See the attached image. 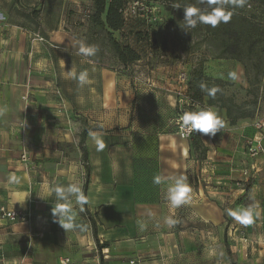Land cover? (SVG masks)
Returning a JSON list of instances; mask_svg holds the SVG:
<instances>
[{
  "label": "crops",
  "instance_id": "0c3cea01",
  "mask_svg": "<svg viewBox=\"0 0 264 264\" xmlns=\"http://www.w3.org/2000/svg\"><path fill=\"white\" fill-rule=\"evenodd\" d=\"M86 2L0 0V208L31 216L28 223H12L0 213L4 264H92L71 253L77 231L56 226L55 196L42 190L45 183H78L83 191L79 141L86 127L101 132L106 147L98 152L87 134L88 203L85 211L73 197L72 211L77 219H94L99 242L109 243L107 260L161 264L163 251L171 260L177 254L192 264H211L212 251L222 252L210 236L227 223L223 205L207 188L197 189L199 161L190 139L175 127L141 126L139 89L131 78L78 54L83 38L76 20ZM73 64L78 72L88 70L92 84L79 88L65 78ZM219 111L224 119L226 110ZM249 168L252 175L260 172L257 162ZM13 174L19 183H9ZM157 175L187 177L192 200L185 229L175 232L165 223L177 211L165 199L170 181L157 185Z\"/></svg>",
  "mask_w": 264,
  "mask_h": 264
},
{
  "label": "rangeland",
  "instance_id": "374dc122",
  "mask_svg": "<svg viewBox=\"0 0 264 264\" xmlns=\"http://www.w3.org/2000/svg\"><path fill=\"white\" fill-rule=\"evenodd\" d=\"M86 1L77 15L79 34L85 44L96 45L99 50L95 56L85 58L116 71L126 79L127 76L131 78L139 89L140 125L149 122L165 128L176 127L177 119L197 106L211 105L226 110L224 128L220 132L214 137L200 133L197 189L207 188V192L218 198L226 214L228 209L256 203L264 209V155L252 158L247 143L256 134L252 122L264 116V4L258 0L250 12L245 11L244 6L237 9L238 14L251 23L245 22V31L239 28L242 49L238 60L227 55L220 57L222 43L217 36L209 34L207 25L185 27L183 8L190 5L199 7L200 0H126L125 26L113 36L123 46L136 50L141 59L125 65L116 56L106 34L96 35L90 28L88 18L92 1ZM174 4L180 8H174ZM252 43L253 47L249 49ZM231 70L238 72L239 79L235 82L227 78ZM200 73L201 83L209 88L218 86L222 91L215 97L204 92V101L192 104L189 84L195 83ZM183 75H186L185 81ZM251 162L258 163L260 172L251 174ZM246 170L249 171L248 176L244 175ZM175 209L173 229L178 232L188 225L187 220V224L182 221L189 212V206L184 204ZM226 219L227 223L210 236L216 239L212 241V247L220 245L222 249L221 253L212 251L211 264H264V212L252 224L240 223L228 214ZM89 222L87 218H75L74 223L85 225L86 229L81 231L74 227L78 243L77 248L71 244V253L75 256L79 253L78 257L88 259L92 264H101L102 259L107 264H117L116 261L139 264L138 257L133 263L127 257L107 260L109 254L104 255L98 249ZM67 234L75 236L74 232ZM162 252L161 264H192L181 260L177 254L171 260V254Z\"/></svg>",
  "mask_w": 264,
  "mask_h": 264
},
{
  "label": "clouds",
  "instance_id": "9594fccd",
  "mask_svg": "<svg viewBox=\"0 0 264 264\" xmlns=\"http://www.w3.org/2000/svg\"><path fill=\"white\" fill-rule=\"evenodd\" d=\"M213 2L214 0H207L208 10L194 5L184 7L183 22L185 27L195 28L198 24L216 27L220 23H228L233 16V11L227 10L222 4L212 7ZM237 6L242 7L243 0H239ZM173 7L180 8L179 5L175 4ZM98 50V46L96 45H88L81 42L78 54L84 57H92L97 54ZM61 64L65 68V62L63 60H61ZM63 75L65 78L77 81L79 88H84L93 82L87 69L78 72L74 64L70 70H65ZM227 78L233 82L237 81L239 79L238 72L236 70L229 71ZM199 87L203 92L212 97H215L218 92L222 91L218 86L209 88L205 83H201ZM90 91L94 92L95 90L90 89ZM79 102L84 103V97H80ZM179 119L183 128L213 137L224 128V121L219 109L211 105L204 107L197 106L193 110L184 112ZM88 136L98 152L105 149L106 142L101 132L89 131ZM165 181H170L166 188L165 196L170 207L176 208L191 203L192 189L186 176L179 175L168 178L157 175L153 178V182L157 185ZM9 183H19V178L13 174L9 177ZM42 190L49 197L55 196L56 203L51 210L54 222L59 223L65 230L73 229L74 227H79L81 231L86 229L85 225H76L74 223L75 214L72 211V198L75 197L76 202L81 206L88 203L87 197L84 195L78 183H70L68 185H57L53 183L51 186L45 183ZM262 212H264V209H261L258 203L227 210L228 215L243 224H252L255 219H258L262 215ZM165 223L172 225L175 221L171 218H166ZM138 224L141 230L145 229L146 224L144 222L138 221Z\"/></svg>",
  "mask_w": 264,
  "mask_h": 264
},
{
  "label": "trees",
  "instance_id": "16d2710c",
  "mask_svg": "<svg viewBox=\"0 0 264 264\" xmlns=\"http://www.w3.org/2000/svg\"><path fill=\"white\" fill-rule=\"evenodd\" d=\"M91 13L89 15V25L90 28L94 30L96 35L106 34L109 38V42L116 53V56L120 60L121 63L125 65L133 64L141 59L140 54L131 48L130 46H123L120 44L113 36L114 33L123 30L125 26V18H124V10L126 8V4L128 1L126 0H91ZM232 2H225L224 0H214L212 3V7L217 6L218 4H222L227 10L233 11V16L228 23H220L216 27H212L211 25H207L208 31L210 35L217 36L222 43L221 55H227L232 59H240V52L242 49V37L239 33V28L245 31L246 26L245 22L251 24L249 21L245 20L240 13L237 12L239 6L235 4V0H231ZM248 0H243L246 2ZM258 0H254V3ZM260 3L264 4V0H259ZM245 6V5H244ZM207 0H200L199 8H207L208 9ZM253 7V6H252ZM254 8V7H253ZM247 12L251 10L244 9ZM239 13V14H238ZM242 14V13H241ZM249 35H247L248 37ZM253 47V43L249 45V49ZM219 58V57H218ZM201 74V73H200ZM216 82H222L218 79H211ZM195 81L199 84L190 83V99L192 104H198L197 102H203L206 94L200 89L199 85L203 81L202 74L199 78H196ZM91 131L90 128H84L80 134L79 146L82 151V160L83 165L86 170L85 174V183L83 187V193L86 196L87 184L90 177V167L88 165V152L85 147V139L88 132ZM191 146L195 149L196 153L201 150V142H200V133L194 132L191 137ZM206 150V149H204ZM86 211V204L83 205ZM89 221L91 223V228L93 231V235L97 240V247L101 251L105 248H109V243H100L97 235V228L95 221L92 217H89ZM101 264H107L103 259L101 260Z\"/></svg>",
  "mask_w": 264,
  "mask_h": 264
},
{
  "label": "built area",
  "instance_id": "2783aa9c",
  "mask_svg": "<svg viewBox=\"0 0 264 264\" xmlns=\"http://www.w3.org/2000/svg\"><path fill=\"white\" fill-rule=\"evenodd\" d=\"M224 1L230 2V0H224ZM238 2L239 0H236L235 4L238 5ZM253 3L254 0H248L246 2H243V6L245 5L244 6L245 9H251ZM40 41H43V39L40 38ZM183 76H184L183 80L185 81L186 75ZM252 126L256 131V134L247 142L249 145L248 153L252 158H257L260 155H264V116L254 120ZM175 133L181 136L182 138L190 139L194 131H190L187 128H183L180 119H177ZM248 174H249L248 170L244 171L245 176H248ZM0 213L4 219H7L12 223H28L31 220V216L27 213L21 211L9 210L4 207L0 208ZM102 252L104 255H107L108 249H103ZM0 264H4V255L1 250H0Z\"/></svg>",
  "mask_w": 264,
  "mask_h": 264
}]
</instances>
